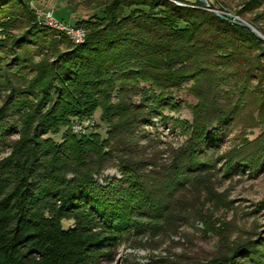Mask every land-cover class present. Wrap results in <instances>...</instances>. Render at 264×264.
Masks as SVG:
<instances>
[{"label":"trees","instance_id":"1","mask_svg":"<svg viewBox=\"0 0 264 264\" xmlns=\"http://www.w3.org/2000/svg\"><path fill=\"white\" fill-rule=\"evenodd\" d=\"M76 25L89 32L81 45L39 27L28 0H0V264H101L130 241L145 247L132 235H176L192 203L215 194L214 148L240 111L222 81L256 80L264 108V43L197 0H111ZM189 82L192 122L171 119L186 142L142 157L143 126L177 108ZM98 109L106 139L70 130ZM226 157L227 175L262 170L264 133ZM110 168L121 177L99 183ZM207 264H264V238Z\"/></svg>","mask_w":264,"mask_h":264},{"label":"rangeland","instance_id":"2","mask_svg":"<svg viewBox=\"0 0 264 264\" xmlns=\"http://www.w3.org/2000/svg\"><path fill=\"white\" fill-rule=\"evenodd\" d=\"M207 1L213 8L230 15L232 19L250 24L264 37V4L258 8L251 7L243 14L237 15L252 0ZM110 2L111 0H28L39 27L61 33L75 45L83 44L89 33L85 27L76 24L94 15H101ZM19 9L20 7L15 11ZM11 11L7 10L5 13L9 14ZM50 12H53L59 22V28H52L46 23L45 15ZM72 28L85 31L83 42L76 43L69 38L67 31ZM22 31V28L17 29L14 33L18 34ZM35 60L38 62L40 57H36ZM222 82L220 90L230 91L229 97L234 104L240 105V111L228 132L214 148L217 175L215 194L202 196L197 203H192L191 216L180 222L176 235L161 233L156 237L132 235L129 239L134 238L145 247L131 248L129 246L134 243L130 241L127 247L113 249L112 259L101 264H207L221 253H227L232 248L264 238V168L250 171L243 166L228 175L226 173L229 168L226 155L243 141H253L264 133V108L261 107L262 100L255 93L258 82L244 81L243 87L241 83L235 85L237 82L230 84L232 78ZM191 86L192 82H189L175 94L177 108L163 110L161 117L153 116L143 126L147 132L145 135L147 139L140 143L144 152H141L142 157H145L143 156L145 154L158 158L159 155L166 157L171 149H177L186 142L187 135L180 129L174 128L171 119L192 122V107L197 104V100L190 90ZM141 87L150 88L145 83H141ZM131 98L136 105L142 102L140 94L132 95ZM3 102L2 97L0 107ZM70 130L78 137H90L96 134L104 140L107 138L109 125L102 117V110L98 109L92 116L73 118ZM63 134L64 130L59 135H50L48 138L61 142ZM120 177L117 168H110L98 177L97 181L103 184ZM63 224L68 227L71 222H63ZM155 247L158 249H154Z\"/></svg>","mask_w":264,"mask_h":264},{"label":"water","instance_id":"3","mask_svg":"<svg viewBox=\"0 0 264 264\" xmlns=\"http://www.w3.org/2000/svg\"><path fill=\"white\" fill-rule=\"evenodd\" d=\"M200 2V4L202 6H204L207 10L213 12L217 17L223 19V20H226V21H229V22H232L234 24H237V25H240V26H243L247 29H249L254 35H256L262 42H264V37L262 35H260L250 24L240 20L238 21V19H232V17L216 8H213L209 2L207 0H197Z\"/></svg>","mask_w":264,"mask_h":264},{"label":"built area","instance_id":"4","mask_svg":"<svg viewBox=\"0 0 264 264\" xmlns=\"http://www.w3.org/2000/svg\"><path fill=\"white\" fill-rule=\"evenodd\" d=\"M45 16H46V20H48V22H54V23H56L59 26V24H58L59 22L55 19L53 12H50V13H48ZM69 32H71L72 34L76 35L77 43L85 40L86 34H85L84 30H82V29L75 30V29L72 28V29L69 30Z\"/></svg>","mask_w":264,"mask_h":264},{"label":"bare ground","instance_id":"5","mask_svg":"<svg viewBox=\"0 0 264 264\" xmlns=\"http://www.w3.org/2000/svg\"><path fill=\"white\" fill-rule=\"evenodd\" d=\"M47 24H49L52 28H59L60 26H58L56 23L54 22H48V20H45ZM44 26V25H43ZM47 27V26H46ZM49 27V26H48ZM75 28V27H74ZM62 30L64 31V28L62 27ZM66 31V30H65ZM67 34L69 36V38L73 41H75L77 43V38H76V35L75 34H72L71 32H68L67 31ZM84 41V40H83ZM81 41V42H83ZM81 42H78V43H81Z\"/></svg>","mask_w":264,"mask_h":264}]
</instances>
